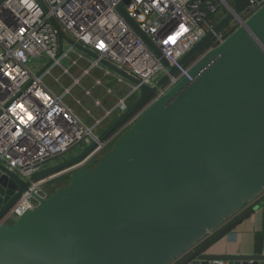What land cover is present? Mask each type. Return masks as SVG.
<instances>
[{
	"label": "water",
	"instance_id": "1",
	"mask_svg": "<svg viewBox=\"0 0 264 264\" xmlns=\"http://www.w3.org/2000/svg\"><path fill=\"white\" fill-rule=\"evenodd\" d=\"M128 1L118 4L119 12L174 74L176 68L128 18L123 7ZM247 4L233 0L235 14ZM232 18L226 14L181 57V64L189 63L190 78L181 77L148 103L168 75L155 87L145 85L67 38L50 18L57 55L65 40L138 85L134 101L97 140L140 113L109 149L74 170L67 184L46 197L32 193L36 208L0 223V264H264V254L210 251L259 203L245 206L264 195V4L221 43L205 49ZM95 145L92 140L29 180L0 163V218L30 181L72 165Z\"/></svg>",
	"mask_w": 264,
	"mask_h": 264
},
{
	"label": "built area",
	"instance_id": "2",
	"mask_svg": "<svg viewBox=\"0 0 264 264\" xmlns=\"http://www.w3.org/2000/svg\"><path fill=\"white\" fill-rule=\"evenodd\" d=\"M41 1L46 11L38 0L0 1V163L8 171L29 180L33 173L46 167V162L68 153L73 146L80 144L81 150L92 140L96 141V145L72 165L30 181L28 190L1 216L0 223L13 221L24 212L36 208L38 203L32 193L46 197L44 183L96 160L140 113L137 110L103 140H97L94 129L99 120H95L91 126L83 123L64 103L66 94L93 68L102 69L105 76H112L116 82H125L129 87L128 92L105 112V118L114 110L120 113L125 110L134 101L138 85L115 74L65 40L62 52L57 55V32L50 18L57 22L67 38L97 53L145 85L155 87L162 76L168 75L166 82L156 87L148 103L181 77L190 78L189 63L181 64V57L221 18L228 13L233 15L232 20L214 34L205 49L221 43L264 4V0H248L246 7L235 14L233 0H129L125 3L123 7L128 18L134 21L169 65L176 68V72L170 75L160 56L119 12L117 7L122 0ZM42 54L52 63L38 75L47 62L36 72L32 67L34 60ZM64 58L69 59L71 66L86 61L88 67L79 78H73L69 87L56 94L43 79L53 67L60 66ZM62 70L63 74L70 75L68 68L62 67ZM55 81L60 84L59 79L55 78ZM85 93L88 91L85 90ZM218 264L224 262L219 261Z\"/></svg>",
	"mask_w": 264,
	"mask_h": 264
},
{
	"label": "rangeland",
	"instance_id": "3",
	"mask_svg": "<svg viewBox=\"0 0 264 264\" xmlns=\"http://www.w3.org/2000/svg\"><path fill=\"white\" fill-rule=\"evenodd\" d=\"M198 55L199 54H197L196 56ZM47 61H49V59L46 57L45 54H42L38 59L34 60L32 67L33 71L36 72V70H38ZM62 67L68 68L70 75L67 73L63 74ZM87 67L88 63L86 61L80 62L78 66H71L69 65V59L64 58L61 62V65H56L55 67H53L50 73L44 77L43 81L48 87L51 88L52 92L59 94L63 91L64 88H67L72 84L73 78H79ZM100 77L101 73L99 72V70L95 68L91 69L87 72L86 75L80 78L79 84L74 85L71 90L66 94L63 100L64 103L71 109V111L77 117L81 118L83 123L88 126L93 125L95 123V120H99V118L103 114L102 109L99 106L98 109H96V112L93 111V109L91 108L90 112L92 116H89L86 113L88 111L86 108H88V106H90L93 102V95L102 94L101 87L93 85V83ZM55 78L59 79L60 84L55 81ZM94 79L96 80L94 81ZM84 90L90 92V95L84 94ZM115 100L116 98L113 96L103 105L110 107L114 104ZM92 112H95V114ZM100 121L101 119L99 120V122ZM94 132L96 134L100 133L99 128L94 129ZM80 147V144L73 146L68 153L46 162L44 166H49L65 159H68L73 155L74 152L80 151ZM70 176L71 173L50 179L49 181L43 184V191L47 194V196H49L50 194L54 193L57 189H59L60 186H64L65 184H67L70 179Z\"/></svg>",
	"mask_w": 264,
	"mask_h": 264
},
{
	"label": "crops",
	"instance_id": "4",
	"mask_svg": "<svg viewBox=\"0 0 264 264\" xmlns=\"http://www.w3.org/2000/svg\"><path fill=\"white\" fill-rule=\"evenodd\" d=\"M101 73V77L96 80L94 79V86L101 87L102 94L93 95V102L88 108H86L91 115V108L96 112L98 106L102 109V116L100 123L96 126L101 132L110 121L116 118L120 112L118 110L112 111L105 118V112L114 105H116L119 98L126 95L129 90L128 85L125 82H116L112 76H105L102 69L95 68ZM125 88V89H124ZM84 94H89L85 93ZM100 95V96H99ZM115 97L114 104L110 107L104 106L111 97ZM132 103V102H131ZM130 103V104H131ZM85 109V110H86ZM95 112H92L95 114ZM93 118V117H92ZM81 119V118H80ZM94 119V118H93ZM108 119V120H106ZM95 128V129H96ZM264 195L256 198L250 204L246 205L244 210L250 206L259 203V208L248 218L242 221L236 226L226 237L218 241L210 251L218 254H233V255H251V254H264ZM213 234V233H211ZM210 234V235H211ZM209 235V236H210Z\"/></svg>",
	"mask_w": 264,
	"mask_h": 264
},
{
	"label": "trees",
	"instance_id": "5",
	"mask_svg": "<svg viewBox=\"0 0 264 264\" xmlns=\"http://www.w3.org/2000/svg\"><path fill=\"white\" fill-rule=\"evenodd\" d=\"M63 187V186H60V188Z\"/></svg>",
	"mask_w": 264,
	"mask_h": 264
}]
</instances>
